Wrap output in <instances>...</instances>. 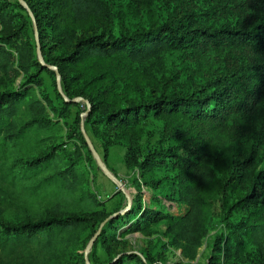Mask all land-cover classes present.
<instances>
[{"label": "trees", "instance_id": "16d2710c", "mask_svg": "<svg viewBox=\"0 0 264 264\" xmlns=\"http://www.w3.org/2000/svg\"><path fill=\"white\" fill-rule=\"evenodd\" d=\"M23 1L36 16L41 42L49 25L51 39L61 52L48 57L47 64L41 62L36 42L29 35L27 16L16 12L10 0H0V200L7 193L4 202L22 216L0 235L5 259L0 264L20 247L29 251L31 242L38 246L33 264H85L80 255L72 263L61 258L84 228H95L110 215L104 209L96 210L95 202L83 196L84 175L78 164L73 160L62 163V143L57 142L60 119L67 116L74 101L62 96V108L52 106L56 117L51 116L49 96L37 90L42 87V73L52 72L48 64L58 67L69 97L75 85L82 86L76 95L88 99L92 113L101 114L107 124L133 130L142 118L156 114L166 120L176 138L167 148L145 154L139 167L143 184L157 188L161 183L155 175L157 163L167 161L175 172L179 200L187 210L180 215L148 213L144 196L139 194V202L131 210L135 221L131 231H148L166 220L168 242L194 260L216 202H220L229 232L215 234L209 264H233L226 247L237 231L243 230L262 249L264 116L259 121L248 119L254 106L240 90L242 76L246 81L253 79L258 87L264 84L260 77L264 63L253 66V77L237 74V70L223 76L207 73L203 95L199 91H162L157 96L144 94L155 80L138 65L160 59L165 52L195 50L201 45L215 50L249 48L264 55V0H250V11L235 24H196L192 14L185 12L162 24L119 34L113 32L105 0ZM42 51L44 55V47ZM20 77V87L10 88ZM80 119L78 115L77 122ZM245 206L251 207L246 218L232 224V211ZM121 218L124 215L117 221Z\"/></svg>", "mask_w": 264, "mask_h": 264}, {"label": "rangeland", "instance_id": "374dc122", "mask_svg": "<svg viewBox=\"0 0 264 264\" xmlns=\"http://www.w3.org/2000/svg\"><path fill=\"white\" fill-rule=\"evenodd\" d=\"M10 1L16 12L27 16L29 35L36 42L37 56L47 64L48 57L61 52V48L51 39L49 25L45 28L46 37L41 42L36 16L28 3ZM105 5L111 12L110 24L113 32L117 34L148 28L155 23L162 24L185 12L192 14V21L196 24H235L251 9L250 0H105ZM257 63H264V55L249 48L233 46L215 50L201 45L195 50L181 48L165 52L160 59H152L140 67L138 65V69H146L155 80L148 84L144 92L146 95L153 92L157 96L162 91L168 94L199 91L203 95L202 85L207 73L223 76L237 70V74L245 73L253 77V68ZM48 65L52 72L42 73V87L37 90L39 93L44 91L49 96L51 102L48 109L51 116L56 117L52 106L62 108V96L64 99H75L67 116L60 119L62 130L57 142L62 143V163L65 165L67 161L73 160L78 164L84 175L83 196L95 202L96 210L104 209L110 213L95 228H84L78 241L68 248L61 261L72 263L80 255L85 264H209L215 234L218 231L229 232V228L224 226L225 211L222 210L220 202H216L207 235L194 260L185 258L181 249L168 242L164 236L168 224L166 220L151 226L148 231H131L135 222L131 210L134 204H138L139 194L144 196L148 213L153 214L156 211L160 214L180 215L187 210L186 204L179 200L173 178L175 172L167 161L157 163L155 175L161 180L157 188L145 186L141 179L139 163L145 154L163 150L176 142L166 120L160 115H148L133 130L126 131L114 124H107L101 114L92 113L88 99L76 95L81 92L82 86L75 85L73 96L69 97L64 90L61 72L59 71L58 81L55 70L57 66ZM260 77L264 80V75ZM241 81L244 83L241 85L240 94L245 96L246 102L253 103L254 106L252 115L248 114L247 117L252 122L259 121L264 116V84H259L258 87V83L254 85L253 79L246 81L244 76ZM20 85L21 77L9 87L19 88ZM130 94L134 97V93ZM135 99L138 97L135 96ZM78 115L81 117L80 122H77ZM52 142L51 140L49 144ZM97 155L108 173L100 164ZM6 194L2 193L0 200V235H3L5 226L17 224L22 218L15 208L4 202ZM250 211L251 207L248 206L236 208L232 211L230 222L237 224ZM120 215H124V218L117 221ZM29 248L27 251L20 247L5 264H33V260L38 257L36 242H31ZM226 249H229L233 264H264V246L260 249L254 245L244 235L243 230L237 231ZM4 260V255L0 252V263Z\"/></svg>", "mask_w": 264, "mask_h": 264}, {"label": "water", "instance_id": "95a60500", "mask_svg": "<svg viewBox=\"0 0 264 264\" xmlns=\"http://www.w3.org/2000/svg\"><path fill=\"white\" fill-rule=\"evenodd\" d=\"M20 1H21L23 4H26L25 1H23V0H20ZM38 52H39V49H38ZM39 57L41 58V55H39ZM40 61L43 62L41 59H40ZM44 64H45V63H44ZM48 66H49V65H48ZM55 70H56V73H57V75H58V81H59V69H58L57 67H55ZM65 100H66V101H70V100H69L68 98H66V97H65ZM72 101H75V99L72 100ZM85 137H86L87 141H89L88 136L85 135ZM96 154H97V153H96ZM97 158H98L100 164L103 166L104 170L108 173V170L104 167V165H103V163L101 162V159H99V156H98V155H97Z\"/></svg>", "mask_w": 264, "mask_h": 264}]
</instances>
